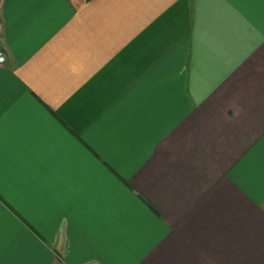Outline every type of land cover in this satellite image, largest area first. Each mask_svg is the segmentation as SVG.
Segmentation results:
<instances>
[{"label": "crops", "instance_id": "obj_1", "mask_svg": "<svg viewBox=\"0 0 264 264\" xmlns=\"http://www.w3.org/2000/svg\"><path fill=\"white\" fill-rule=\"evenodd\" d=\"M0 264H264V0H0Z\"/></svg>", "mask_w": 264, "mask_h": 264}, {"label": "built area", "instance_id": "obj_2", "mask_svg": "<svg viewBox=\"0 0 264 264\" xmlns=\"http://www.w3.org/2000/svg\"><path fill=\"white\" fill-rule=\"evenodd\" d=\"M6 62H7L6 56L4 52L2 51V49H0V67L4 66Z\"/></svg>", "mask_w": 264, "mask_h": 264}, {"label": "water", "instance_id": "obj_3", "mask_svg": "<svg viewBox=\"0 0 264 264\" xmlns=\"http://www.w3.org/2000/svg\"><path fill=\"white\" fill-rule=\"evenodd\" d=\"M0 49H2V42L0 41Z\"/></svg>", "mask_w": 264, "mask_h": 264}]
</instances>
